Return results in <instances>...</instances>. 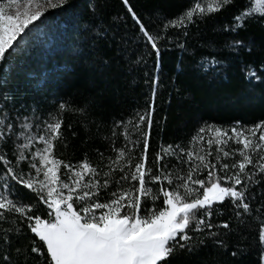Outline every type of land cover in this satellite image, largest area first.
<instances>
[{
	"label": "trees",
	"instance_id": "16d2710c",
	"mask_svg": "<svg viewBox=\"0 0 264 264\" xmlns=\"http://www.w3.org/2000/svg\"><path fill=\"white\" fill-rule=\"evenodd\" d=\"M194 1L127 0L125 4L124 0H66L62 7H45L44 15L22 34L15 52L7 56L0 70V115L5 126L9 123L5 118L7 110L15 128L21 130L25 122L35 128L53 122V118L61 119V134L54 141L50 158L77 169L81 162L88 161L98 173L93 180H100L101 184L104 179L110 181L107 190H100V202H107L113 191H134L138 187L136 182H116L124 174L119 171L121 167L131 175L129 159L133 169L141 162L142 133L148 129L146 121L140 131L135 129L136 114L147 112L155 87L146 180L147 169L151 168V175H161L162 180L164 175L170 176L172 184L164 181L165 189L174 188L180 182L177 178L188 173L190 165L184 163L186 158L165 155L162 149L179 145L189 150V142L201 127L205 128L203 135L207 140L215 136V128L229 131L234 126L248 128L264 121V14L257 11L243 27L225 30L233 25L235 16L252 10L253 0H235L226 9L194 18L186 28L164 30L165 23L189 10ZM133 12L150 34L162 37L157 42L159 55L145 42ZM237 41L242 44L233 46ZM249 69H254L258 78H248L245 73ZM38 79V89H27L26 80ZM29 101L34 103L33 110L13 112L17 102ZM120 122H126L134 146L121 135ZM209 126L213 131H209ZM22 142L19 133H7L0 140V154L17 173L35 174L29 167L31 158L17 165ZM35 147L24 150L25 155ZM122 147L126 155L118 165H111L116 169L111 171L110 162L117 156L114 149ZM191 147H203L206 154L208 145L205 142ZM236 147L229 141L224 150L233 153ZM158 152L164 156L159 164L155 159ZM208 159L216 164L220 176L224 175L221 163L231 166L239 160L237 155L225 159L215 143ZM246 170L255 171L251 166ZM4 171L5 165L0 164V173ZM105 172L110 175L105 177ZM60 174L66 177L63 165ZM194 176L207 184V171ZM89 178L86 175L84 181ZM254 181L259 183H252L249 189L252 215L237 219V209L227 200L214 205L211 222L217 225L212 229L217 236L208 237L207 229L205 233L190 231L192 250L177 249L167 264H261L264 244L259 236L264 209L259 220L255 209L264 205V173L256 174ZM146 187L159 195V184ZM15 189L14 199L18 197L19 202L36 206L30 214L49 219V210L36 193L19 184ZM163 206L161 197L156 200L155 209L159 211ZM127 212L131 215L133 209ZM140 214H146L143 204ZM224 222L229 224L228 229L218 227ZM0 227L17 230L9 234L10 238L16 236L10 247L0 244V256L7 253L12 264H48L45 243L29 231L26 220L10 214ZM216 239H222L226 246L214 243ZM33 246L43 255L33 252ZM16 248L21 251L17 253Z\"/></svg>",
	"mask_w": 264,
	"mask_h": 264
},
{
	"label": "snow or ice",
	"instance_id": "6c2138e0",
	"mask_svg": "<svg viewBox=\"0 0 264 264\" xmlns=\"http://www.w3.org/2000/svg\"><path fill=\"white\" fill-rule=\"evenodd\" d=\"M21 0H7L0 3V70L7 62V56L12 55L19 44V38L30 31L34 22L38 21L44 15V8L62 7L66 0H27L26 7H31L33 3L37 4V10L31 14L20 12L13 9V4L20 3ZM127 4V0H124ZM204 0L194 4L190 10H185L179 17L164 24V30L172 28H186L187 24L193 23L194 18H203L205 14H213L226 9L232 5L235 0H211L206 7L201 6ZM131 12V9L129 8ZM264 14V0H255L251 11H242L234 17V23L225 30L235 31L243 27L244 23L253 18L256 12ZM140 25L141 32L147 44H150L153 50L159 55L157 42L162 38L153 36L136 17L131 13ZM242 42H234L233 46H238ZM182 47V45H181ZM215 65V62H212ZM245 75L248 78H258L254 69H249ZM156 81H153L155 85ZM155 87H153V100L149 104V109L144 114L137 113L138 122L134 125L137 131L141 130V125L147 122V131L143 132V155L141 162L135 164L134 169L129 159L127 166L132 169L131 175L119 168L124 173L120 181L136 182L138 187L133 190H118L111 193V199L107 202H100V190H107L110 186L109 179L93 180L98 173L88 161L80 163L79 168L72 164L51 158L55 147L54 141L60 137V130L63 125L61 119L53 118V122L44 123L43 126H33L25 122L19 136L23 142L19 145L21 151L18 154L17 165L21 161L31 158L30 169L35 170V177L25 179L23 174L14 171L13 167L8 166L9 161L4 155L0 154V164L5 165V171L0 173V224L6 223L10 214H16L28 222V229L35 234L40 241L45 243L48 253V264H167L170 257L174 256L179 250H192L189 241L192 236L189 232L205 233L208 237H215L217 233L212 229L217 225L212 224V209L216 204H223L226 200L237 209L235 216L240 219L243 215H252L251 206L252 194L249 189L258 173H264V122L257 125L244 128L232 127L229 131L215 128V136L205 140L203 133L205 128L201 127L198 134L192 138L189 150H185L179 145H168L162 149L165 155L184 157V163L190 165L186 177L181 176L180 181L174 188L165 189L164 181L169 185L172 180L169 175H151L152 169H147V180L145 167L148 159V140L152 128V113L155 111ZM64 105H61L63 108ZM126 122H120L118 125L122 128L121 135L134 146L135 141L130 139ZM131 124V121L127 122ZM239 125V122H237ZM12 124L8 123L6 128L12 130ZM38 129V131H36ZM209 131H213L209 126ZM259 133V135H257ZM116 133L113 132V135ZM7 132H0V140H3ZM229 141L239 144L241 147L235 152L225 151ZM207 143L205 149L200 147L195 151L191 146ZM213 143L216 145L218 153H222L225 159L230 156L238 155L239 160L231 164L221 163L220 170L224 175L217 174L218 170L215 163L209 161L212 156ZM43 147H35V145ZM223 145L224 147H222ZM29 155H25L27 149L34 148ZM117 156L111 165H118L119 161L125 157V149H114ZM256 155L254 160L253 156ZM103 155V154H101ZM156 162L159 164L164 160V156L158 152ZM38 161V163H37ZM219 161V157H217ZM65 169V180H61L60 167ZM251 166L255 171H247ZM230 167L231 170L230 171ZM207 171V185L204 179H194V175ZM41 175L43 179H41ZM90 178L87 182L84 177ZM105 177L110 172L104 173ZM223 181V184L221 183ZM19 184L28 190L36 193L39 201L47 206L49 219L42 218L39 214L33 213L35 205H27L19 202L15 195V186ZM146 184H159V195L153 194L151 187ZM230 184L231 186H224ZM202 190V191H201ZM95 197V199H93ZM163 198L164 206L161 210L155 209L157 199ZM146 213L141 216V205ZM149 204L152 207H149ZM77 208L79 210H77ZM127 209H133L130 215ZM264 209V205L255 209L256 219L259 220V213ZM243 223V220H240ZM218 227L228 229L229 224L224 222ZM13 228L0 227V244L11 246L12 240L16 238L10 233H16ZM259 239L264 244V221L260 223ZM203 243V241H201ZM214 243L220 246H226L222 239H216ZM35 244V242H33ZM15 251L19 253L20 248ZM32 251L40 253L39 249L33 246ZM236 256V252L232 253ZM0 264H12L7 253L0 256ZM261 264H264V253H261Z\"/></svg>",
	"mask_w": 264,
	"mask_h": 264
},
{
	"label": "rangeland",
	"instance_id": "374dc122",
	"mask_svg": "<svg viewBox=\"0 0 264 264\" xmlns=\"http://www.w3.org/2000/svg\"><path fill=\"white\" fill-rule=\"evenodd\" d=\"M5 2H7V0H3V1H1L0 3H5ZM26 2H27V0H21V2L20 3H18V4H13L12 5V8L13 9H18L20 12H27L28 14H31V13H33V12H35L36 10H37V4L36 3H33L32 5H31V7H26ZM53 2H55V0H53ZM197 2H200V0H195L194 1V3L192 4V6L190 7V9L194 6V4L195 3H197ZM209 2H211V0H204V2L202 3V5L201 6H205L206 7V5H207V3H209ZM254 3H255V0H253L252 1V9H253V7H254ZM41 8H45V7H47L46 5H41L40 6ZM189 9V10H190ZM40 79H38V80H26L25 81V86H27V89H30V88H34V89H38L39 88V86H41L40 85V81H39ZM22 88H23V86H22ZM9 93V92H8ZM2 97V96H1ZM2 100V98H0V103L2 102L1 101ZM33 106H34V103H32V101L30 102H17L14 106H13V112H17V113H20L22 110H25V111H28V110H33ZM7 120L9 119V123H11L12 124V130L11 131H8L7 130V128H6V126H5V124H6V122H5V119L3 118V115H0V132H7V133H12V132H16V133H19L20 131H21V129L20 128H15V126H14V124L11 122V116L9 115V111L7 110V112H6V117H5ZM264 122V121H263ZM234 127H237V126H234ZM220 129H222V130H224V131H228V130H226V129H223V128H220ZM238 129H239V127H238ZM18 130V131H17ZM257 135H259V133H257ZM237 145V147H236V149H239L241 146L239 145V144H236ZM222 146V145H221ZM198 148H200V147H195V150L196 149H198ZM235 149V150H236ZM195 150H193V151H195ZM199 154H203V153H199ZM256 157V155L254 154V156H253V158L254 159H256L255 158ZM237 158H239L240 159V157L237 155ZM51 159V158H50ZM10 166V165H9ZM187 174L188 173H186L185 175H184V177H186L187 176ZM60 176H61V180L63 181V180H65V177H64V175H62V174H60ZM24 177H25V179H29L30 178V176L29 175H24ZM31 177H35V174H31ZM41 179H43V176L41 175V177H40ZM194 179H196V177L194 176L193 177ZM180 183V182H179ZM178 183V184H179ZM177 184H175V186H176ZM207 185V184H206ZM224 186H231V185H224ZM202 191V190H201ZM162 209V208H161ZM160 209V210H161ZM77 210H79L78 208H77ZM141 215V214H140ZM141 216H143V215H141Z\"/></svg>",
	"mask_w": 264,
	"mask_h": 264
}]
</instances>
